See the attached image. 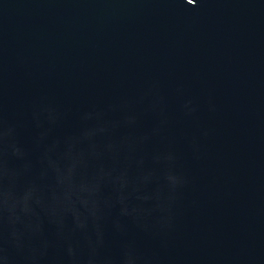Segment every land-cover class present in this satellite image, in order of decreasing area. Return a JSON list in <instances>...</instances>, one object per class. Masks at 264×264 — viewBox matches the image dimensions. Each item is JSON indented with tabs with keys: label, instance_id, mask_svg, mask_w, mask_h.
I'll use <instances>...</instances> for the list:
<instances>
[{
	"label": "water",
	"instance_id": "95a60500",
	"mask_svg": "<svg viewBox=\"0 0 264 264\" xmlns=\"http://www.w3.org/2000/svg\"><path fill=\"white\" fill-rule=\"evenodd\" d=\"M0 264H264V0H0Z\"/></svg>",
	"mask_w": 264,
	"mask_h": 264
}]
</instances>
